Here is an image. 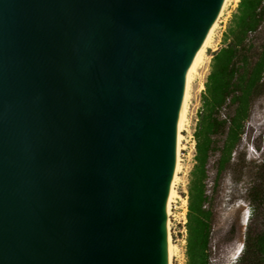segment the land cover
Instances as JSON below:
<instances>
[{"label":"water","instance_id":"1","mask_svg":"<svg viewBox=\"0 0 264 264\" xmlns=\"http://www.w3.org/2000/svg\"><path fill=\"white\" fill-rule=\"evenodd\" d=\"M226 0H0V264H170L187 77Z\"/></svg>","mask_w":264,"mask_h":264},{"label":"trees","instance_id":"2","mask_svg":"<svg viewBox=\"0 0 264 264\" xmlns=\"http://www.w3.org/2000/svg\"><path fill=\"white\" fill-rule=\"evenodd\" d=\"M262 95L264 0H240L224 34V45L213 54L194 134L196 155L189 184L188 264H210L214 215L211 206L214 195L208 189L210 173L217 183L236 166L235 154L243 141L246 123ZM246 245L245 255L256 256L252 264H264V233L255 238L249 236Z\"/></svg>","mask_w":264,"mask_h":264},{"label":"rangeland","instance_id":"3","mask_svg":"<svg viewBox=\"0 0 264 264\" xmlns=\"http://www.w3.org/2000/svg\"><path fill=\"white\" fill-rule=\"evenodd\" d=\"M240 0H230L214 36V46L208 48L206 62L201 65L192 83L188 100L187 121L182 130L181 170L175 185L182 198L173 202L170 215V234L180 251L173 257L174 264H188V211L189 184L195 164V131L202 108V94L205 90L214 52L224 45V34L237 10ZM204 85V87H202ZM236 166L214 183L213 173L208 180L212 199V253L210 264H245L252 262L255 254H246V242L251 237L264 233V95L255 102L248 119L239 151L235 154ZM213 192V193H212ZM244 256L245 260L242 257Z\"/></svg>","mask_w":264,"mask_h":264},{"label":"bare ground","instance_id":"4","mask_svg":"<svg viewBox=\"0 0 264 264\" xmlns=\"http://www.w3.org/2000/svg\"><path fill=\"white\" fill-rule=\"evenodd\" d=\"M230 0H226L225 2V6H224V10L227 6V4L229 3ZM236 3H238L239 0H234ZM224 10L221 14V16L224 13ZM220 16V17H221ZM219 17V19H220ZM219 19L216 23V25L214 26L211 34L209 35L207 41L205 42L202 50L200 51L197 59L195 60L192 68L190 69L189 73H188V77H187V89H186V102H185V111L183 114V117L181 119L180 125L178 127V132H177V144H178V157H179V167L177 168V170L174 173L173 176V182H172V188H171V194H170V200H169V206H168V213H169V217L171 215V208L173 206V202L176 201V199L182 198V200L184 201V204H187L188 201L186 198L181 197V195L176 191L175 189V185L176 182L178 180V175L179 172L181 170V156H180V151H181V146H182V139L184 138L182 135V130L184 128V126L186 125V121H187V108H188V100L189 97L191 96V91H192V83L196 77V74L198 73L199 68L201 67L202 64H204L206 62V57H207V52H208V48L214 46V36H215V32L219 26ZM202 87H204V85H202ZM170 220V218H169ZM169 241H170V264H174L173 263V257L177 256L176 254H178V252L180 251V248L174 244L171 234H170V222H169Z\"/></svg>","mask_w":264,"mask_h":264}]
</instances>
